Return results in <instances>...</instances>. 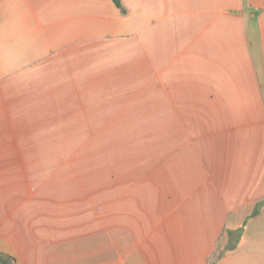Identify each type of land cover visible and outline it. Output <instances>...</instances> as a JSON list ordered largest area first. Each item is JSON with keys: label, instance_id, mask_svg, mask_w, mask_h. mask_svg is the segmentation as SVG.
Masks as SVG:
<instances>
[{"label": "crops", "instance_id": "0c3cea01", "mask_svg": "<svg viewBox=\"0 0 264 264\" xmlns=\"http://www.w3.org/2000/svg\"><path fill=\"white\" fill-rule=\"evenodd\" d=\"M120 1L0 0L1 264H264V0ZM141 89L157 178L39 179L24 123L135 121Z\"/></svg>", "mask_w": 264, "mask_h": 264}, {"label": "rangeland", "instance_id": "374dc122", "mask_svg": "<svg viewBox=\"0 0 264 264\" xmlns=\"http://www.w3.org/2000/svg\"><path fill=\"white\" fill-rule=\"evenodd\" d=\"M135 87L141 85L132 82ZM143 91L127 93L118 104L133 105L134 111L113 119L135 121L107 123L22 125L25 133L37 134L39 147L54 154L39 157L47 165L39 179L60 185L85 186L95 190V181L128 180L160 175V124L144 122ZM112 119V118H111ZM169 130V129H165ZM145 166L146 169H145ZM78 189V188H76Z\"/></svg>", "mask_w": 264, "mask_h": 264}, {"label": "trees", "instance_id": "16d2710c", "mask_svg": "<svg viewBox=\"0 0 264 264\" xmlns=\"http://www.w3.org/2000/svg\"><path fill=\"white\" fill-rule=\"evenodd\" d=\"M114 3H115V5L117 6V7H119V8H121V9H123V7H122V4H121V1L120 0H112Z\"/></svg>", "mask_w": 264, "mask_h": 264}, {"label": "water", "instance_id": "95a60500", "mask_svg": "<svg viewBox=\"0 0 264 264\" xmlns=\"http://www.w3.org/2000/svg\"><path fill=\"white\" fill-rule=\"evenodd\" d=\"M4 259L0 256V264H1V261H3Z\"/></svg>", "mask_w": 264, "mask_h": 264}]
</instances>
